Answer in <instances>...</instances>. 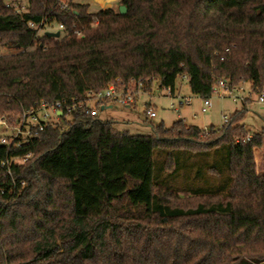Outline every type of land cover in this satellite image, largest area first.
Instances as JSON below:
<instances>
[{"label": "trees", "instance_id": "obj_1", "mask_svg": "<svg viewBox=\"0 0 264 264\" xmlns=\"http://www.w3.org/2000/svg\"><path fill=\"white\" fill-rule=\"evenodd\" d=\"M27 1L16 14L0 0V46L14 50L0 56V114L84 100L116 78L173 93L185 76L201 99L220 80L264 88V0ZM43 19L63 26L57 37L27 26ZM246 112L209 132L179 120L120 134L83 111L45 126L20 150L32 157L0 173V264H264V134L245 130Z\"/></svg>", "mask_w": 264, "mask_h": 264}, {"label": "built area", "instance_id": "obj_2", "mask_svg": "<svg viewBox=\"0 0 264 264\" xmlns=\"http://www.w3.org/2000/svg\"><path fill=\"white\" fill-rule=\"evenodd\" d=\"M57 6L61 10H65L67 5L60 0L56 1ZM9 6V5H7ZM13 6V10L16 14L25 13L23 9H19ZM43 19L40 23L35 24L28 22L27 26L35 30L36 36L43 30L44 27L51 26L45 23ZM96 24V20H93L92 25ZM55 25V24H53ZM58 32L63 29L62 25H55ZM46 33V32H45ZM44 33V34H45ZM52 33V32H51ZM55 33V32H54ZM73 34L76 37L82 35L80 29L74 28ZM186 80L185 76H182ZM247 82H241L237 86H230L226 81H218L215 86L212 87V94H216L218 97H227L233 101H245L250 95L249 91L244 92L242 85ZM250 85L249 83H247ZM144 83L141 81H135L129 79L123 82L119 78H116L113 82L107 84L105 88L98 92L88 91L86 92L84 100H77L71 98L69 100H55L48 104L44 101L35 102L34 105L28 109H24L14 116V113H6L0 115V173L6 176H11V169L14 166H19L26 163L31 157V152L20 153V150L27 147L34 140L38 139L39 133L42 132L47 125H62L67 128L65 120H69L71 115L77 111H83L89 116L98 115V110L104 106H116L123 108H132L136 103V97L143 92ZM166 95L171 101L169 108L176 110L182 106L190 103V98L175 97L169 89ZM256 102L264 106V88L256 97ZM149 105V104H148ZM211 101L209 98L201 99L200 112L206 113L211 108ZM146 119H153L156 117L155 110L150 107L144 110ZM226 118L224 119V122ZM248 136L245 141H248Z\"/></svg>", "mask_w": 264, "mask_h": 264}, {"label": "rangeland", "instance_id": "obj_3", "mask_svg": "<svg viewBox=\"0 0 264 264\" xmlns=\"http://www.w3.org/2000/svg\"><path fill=\"white\" fill-rule=\"evenodd\" d=\"M68 6L71 3V0H60ZM6 5H9L13 9V6L23 11H27L30 8V5L27 0H3ZM112 6V4H111ZM57 28L55 25L44 27L42 31L39 32L38 36L43 35L45 32H56ZM14 54L13 49L3 48L0 46V56L1 55H11ZM215 86V85H214ZM244 92H248V84L244 83L242 85ZM175 97H190L192 98V103L190 106H182L176 110L170 109L169 104L171 101L176 102V100H170L169 97L165 96L167 91L164 89H158L157 82L152 81L148 88L145 87L141 94L136 97V103L132 108H123L116 106H108L103 111L98 112V117L102 120H111L114 122V129L117 133L120 134H129V135H140L145 136L151 133L150 126H157L162 123L165 127L169 128L173 122L179 121L178 115L181 116L186 124L188 125H199L200 127H205L207 129L211 128L210 125L214 128L223 125L221 115L225 116L232 113L233 109H238L244 106L246 109H250V112H246L243 124L245 130L250 134H258L261 131L264 134V106L256 102V96L250 93L248 98L245 101H233L227 97H218L216 94L210 96V101L212 108L204 114L198 112L199 102L201 98L195 97L191 94L187 82L182 76L176 78L175 81ZM172 96H174L172 94ZM242 103L240 107V103ZM248 102V103H247ZM149 104V105H148ZM150 107L155 110L156 117L153 119H146L144 115V110ZM246 109V111H248ZM197 112L194 118H191V114ZM14 113V112H3ZM1 115V114H0ZM17 114L14 113V116ZM226 116V117H227ZM62 130L66 128L62 125H59ZM209 129L206 132L211 131ZM264 135L262 137V143L259 147L255 149V155L253 154L255 170L259 174H264ZM157 152H154V163H159L160 158L156 155ZM157 166V164H154Z\"/></svg>", "mask_w": 264, "mask_h": 264}, {"label": "crops", "instance_id": "obj_4", "mask_svg": "<svg viewBox=\"0 0 264 264\" xmlns=\"http://www.w3.org/2000/svg\"><path fill=\"white\" fill-rule=\"evenodd\" d=\"M118 1H120V0H71V3H74V4H86V5H89V6H91V7H94V8H99V9H104V8H111V7H113L114 6V4L115 3H117ZM111 4H112V6H111ZM249 86L250 85H248V88H249ZM174 96H176L175 95V91H173V93H172ZM196 97V96H195ZM183 98H190V97H183ZM190 103L188 104V105H185V106H190L191 105V103H192V98H190ZM240 103V102H239ZM248 103V102H247ZM240 105V107H241V105H242V103H240L239 104ZM200 106H201V100H200V102H199V110H198V112L199 113H201L200 112ZM108 106H104V107H102L99 111H103L104 109H106ZM211 108H212V105H211ZM210 108V109H211ZM209 109V110H210ZM240 108H238V109H233L232 110V112H234V111H237V110H239ZM247 109V108H246ZM208 110V111H209ZM248 111H247V113L248 112H250V109L248 108L247 109ZM196 114H197V112H194V113H192L191 114V118H194L195 116H196ZM202 114V113H201ZM227 116V115H226ZM226 116H225V114H223V115H221V119H222V121H223V123H224V119L226 118ZM178 118H179V120L180 121H182L184 124H186V122H185V120L181 117V116H179L178 115ZM186 125H188V124H186ZM192 126H196V127H198L200 130H202L203 132H206V131H208L209 129H212V130H217V129H219L222 125H220V126H218V127H216V128H214L213 126H212V124L210 125V127L211 128H209V129H207V128H205V127H200L199 125H192ZM264 143V142H263ZM255 153V149H253V154ZM255 155V154H254ZM258 173V172H257ZM259 174V173H258Z\"/></svg>", "mask_w": 264, "mask_h": 264}, {"label": "water", "instance_id": "obj_5", "mask_svg": "<svg viewBox=\"0 0 264 264\" xmlns=\"http://www.w3.org/2000/svg\"><path fill=\"white\" fill-rule=\"evenodd\" d=\"M118 11L121 15H123L125 13V8L123 6H120L118 8ZM47 36L49 37H57L58 36V32H55V33H51V32H46L45 33Z\"/></svg>", "mask_w": 264, "mask_h": 264}]
</instances>
